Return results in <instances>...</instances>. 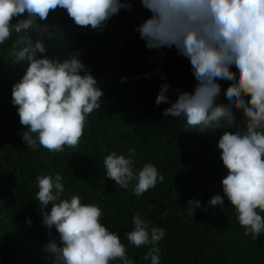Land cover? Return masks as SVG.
Returning <instances> with one entry per match:
<instances>
[{
  "label": "clouds",
  "instance_id": "clouds-1",
  "mask_svg": "<svg viewBox=\"0 0 264 264\" xmlns=\"http://www.w3.org/2000/svg\"><path fill=\"white\" fill-rule=\"evenodd\" d=\"M140 3L151 17L134 31L149 50L174 47L190 62L196 81L191 92L177 90L174 103L168 96L170 86L162 84L155 104H171L163 115L184 120L190 132L225 131L217 145L228 173L221 182L224 195H215L206 206L198 199L188 205L207 212L223 208L227 198L244 235L257 240L264 234V0ZM58 8L65 9L75 25L103 31L114 16L121 10L132 11L133 5L122 0H0V45L16 34L15 64L28 65L13 86L11 102L18 106L20 124L27 127L19 133L22 142L33 151L42 146L59 153L65 146L78 147L88 117L101 109L104 96L80 51L63 62L48 55L52 31L44 22ZM25 13L27 17L20 19ZM33 32L42 38L33 40ZM217 81L228 83L222 88ZM121 82L126 83L127 78ZM222 94L226 103L219 102ZM234 127L238 130L228 131ZM134 156L135 149H130L127 157L111 152L103 165L108 179L125 190L132 185L133 194L140 197L158 182L163 183L165 177L152 163L137 171ZM37 187L35 201L49 238L44 250L53 257V264H134L128 255L129 245L148 246L143 260L161 264L159 245L166 231L150 227L141 214L133 217L134 228L125 234L126 245L118 232L101 222V207L82 203L77 195L62 198L63 175L37 177ZM26 222L31 227V218Z\"/></svg>",
  "mask_w": 264,
  "mask_h": 264
},
{
  "label": "trees",
  "instance_id": "trees-1",
  "mask_svg": "<svg viewBox=\"0 0 264 264\" xmlns=\"http://www.w3.org/2000/svg\"><path fill=\"white\" fill-rule=\"evenodd\" d=\"M122 2L132 3L133 10H121L103 31L75 25L67 11L59 8L44 22L52 31L48 55L63 62L80 51L104 92L101 109L88 117L75 149L65 146L63 152L53 153L41 146L33 151L22 142L19 133L27 127L20 124L18 106L11 101L13 86L28 65L15 64L16 34L0 45V264H53V257L44 250L48 230L42 226L35 198L37 177L56 174L65 179L62 198L77 195L82 203L101 207V222L118 232L122 243L128 244L125 234L133 230L136 214L150 221V227L163 228L161 264H264V234L257 240L245 236L227 198L223 208L207 212L188 205L198 199L206 206L215 195H224L221 182L228 173L217 145L225 131L190 132L184 120L163 115L171 104H155L162 84L170 86L173 103L177 90L194 89L190 62L174 47L147 49L134 29L151 13L140 0ZM26 17L27 13L20 19ZM32 38L42 37L33 32ZM123 77L126 83L121 82ZM217 82L222 88L228 83ZM219 102L226 103L223 94ZM130 149H135L137 171L152 163L165 177L140 197L133 194L132 185L125 190L108 179L103 165L111 152L127 157ZM52 234L58 238L55 229ZM148 250V246L129 245L128 255L134 264H150L143 260Z\"/></svg>",
  "mask_w": 264,
  "mask_h": 264
}]
</instances>
